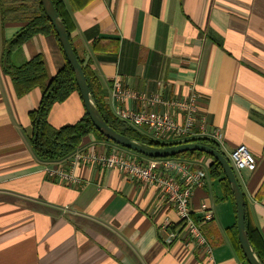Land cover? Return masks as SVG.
<instances>
[{
    "label": "crops",
    "instance_id": "obj_1",
    "mask_svg": "<svg viewBox=\"0 0 264 264\" xmlns=\"http://www.w3.org/2000/svg\"><path fill=\"white\" fill-rule=\"evenodd\" d=\"M9 1L5 8L17 10L14 20L2 24L0 17V264H244L227 231L236 223L235 209L222 184L208 177L209 159L192 162L205 185L193 191L190 209L197 222L203 207L213 215L200 225L211 262L181 241L163 244L159 228L176 225L178 217L157 189L114 169L82 164L71 171L76 183L48 178L47 168L69 164L39 162L31 151L28 114L38 107L40 90L18 98L1 65L4 43L27 25L23 7L36 8L27 0H0ZM61 1L74 26L75 51L89 63L104 104L116 77L132 91L165 101L197 95L207 129L221 133L225 158L247 147L254 171H233L264 241V0ZM36 56L49 79L64 65L50 35L32 37L9 61L21 66ZM84 114L73 93L53 105L48 123L58 129ZM110 147L88 135L79 149Z\"/></svg>",
    "mask_w": 264,
    "mask_h": 264
},
{
    "label": "built area",
    "instance_id": "obj_2",
    "mask_svg": "<svg viewBox=\"0 0 264 264\" xmlns=\"http://www.w3.org/2000/svg\"><path fill=\"white\" fill-rule=\"evenodd\" d=\"M197 99V95H191L165 101L160 94L146 95L132 91L116 77L105 105L114 118L135 129H145L148 137L155 141L207 139L218 146L221 144V133L216 128L207 129L205 118L198 111ZM130 101L136 102L137 107L130 108L127 105ZM161 106L166 109L165 112L158 111ZM225 154L233 170L254 171L256 161L245 145ZM68 164V168L62 164L47 168L48 178L66 184L76 183L71 171L82 164L114 169L146 187L157 189L178 217L176 225L164 224L159 228L163 244L168 247L181 241L186 247L194 249L201 259L212 261V250L200 231V225L210 222L213 215L203 207V217L197 222L190 209L193 191L205 185L204 174L195 164L177 158H144L115 146L104 151L78 149L68 159Z\"/></svg>",
    "mask_w": 264,
    "mask_h": 264
},
{
    "label": "trees",
    "instance_id": "obj_3",
    "mask_svg": "<svg viewBox=\"0 0 264 264\" xmlns=\"http://www.w3.org/2000/svg\"><path fill=\"white\" fill-rule=\"evenodd\" d=\"M51 1L53 3L55 11L57 12L65 27L73 51L77 57L79 64L82 67L91 97L96 104L99 114L110 128L129 139H133L144 144H150L154 146H167L195 142L210 146L220 152L219 147L207 139L155 141L149 138L148 135L145 134V132L135 129L114 118L104 104L105 95L101 91L98 80L93 71L90 69L89 63H84V61L81 60V58L75 51L71 39V33L74 30V26L69 14L64 9L61 0ZM10 2L11 1L0 2V17L2 24L14 20L12 16L17 10L5 8V6ZM27 3L34 4L36 9L31 12L30 7H23V9L26 10V12L30 15L24 18L27 19V25L19 30L12 39L4 43V49L1 54V65L3 72L11 79L15 94L18 98L23 97L33 89L40 90L41 98L39 105L35 110L29 112L28 114L32 127L30 147L35 159L39 162L44 163L68 160L79 149L82 139L88 135H93V137L98 142H104L109 144L110 146H115L122 150L131 152L121 146L115 145L114 143L104 138L101 134H99L92 125L86 113L78 122L73 125H66L58 129L52 128L49 125L48 116L53 105L63 103L69 98L71 94L77 93L79 95V92L74 78V73L70 65L66 62L65 58L63 67L51 79H49L46 73L45 65L41 56H36L21 66L12 65L9 61L10 54L13 51L18 50L25 42L36 35L53 36L57 42L59 50L63 54L53 27L43 13L40 0H27ZM131 153L140 157H144L134 152ZM174 158L189 162H196L201 158L209 159L211 161V164L207 169L208 177L211 180H218L222 184V187L227 193V196H229L230 200L232 201L233 207L235 209L229 184L224 177L222 169L217 161H215L210 156L200 152H186ZM244 211V224L248 242L250 244L252 252L258 258L260 263L264 264V241L262 240L258 230L254 227L253 223L250 220L248 208L245 201ZM227 231H229L231 243L235 252L244 262V264H247L239 247L236 223Z\"/></svg>",
    "mask_w": 264,
    "mask_h": 264
},
{
    "label": "water",
    "instance_id": "obj_4",
    "mask_svg": "<svg viewBox=\"0 0 264 264\" xmlns=\"http://www.w3.org/2000/svg\"><path fill=\"white\" fill-rule=\"evenodd\" d=\"M40 4L44 15L53 27L58 43L60 44L61 50L63 52L64 58L66 62L70 65L74 73L77 89L82 100L85 113L90 119L96 131L115 145L121 146L126 150L137 153L146 158H174L186 152H200L210 156L215 161H217L222 169L224 177L226 178L229 184L230 191L233 197L236 209L235 216L237 237L242 255L245 258L247 264H261L255 254L252 252V249L248 242L244 224V197L238 185L235 173L225 156L221 154L218 150L210 146L195 142L167 146H154L150 144H144L142 142L129 139L110 128L99 114L96 104L91 97L82 67L77 60V57L70 43L69 36L67 35V32L61 19L55 11L52 1L40 0Z\"/></svg>",
    "mask_w": 264,
    "mask_h": 264
},
{
    "label": "rangeland",
    "instance_id": "obj_5",
    "mask_svg": "<svg viewBox=\"0 0 264 264\" xmlns=\"http://www.w3.org/2000/svg\"><path fill=\"white\" fill-rule=\"evenodd\" d=\"M139 130H141V131L145 132V134H147V132H146V130H145V129H139Z\"/></svg>",
    "mask_w": 264,
    "mask_h": 264
}]
</instances>
